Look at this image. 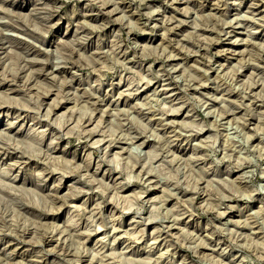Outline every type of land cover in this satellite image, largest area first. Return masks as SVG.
Segmentation results:
<instances>
[{"label": "rangeland", "instance_id": "obj_1", "mask_svg": "<svg viewBox=\"0 0 264 264\" xmlns=\"http://www.w3.org/2000/svg\"><path fill=\"white\" fill-rule=\"evenodd\" d=\"M0 264H264V0H0Z\"/></svg>", "mask_w": 264, "mask_h": 264}]
</instances>
